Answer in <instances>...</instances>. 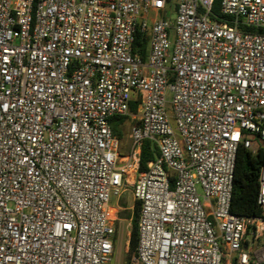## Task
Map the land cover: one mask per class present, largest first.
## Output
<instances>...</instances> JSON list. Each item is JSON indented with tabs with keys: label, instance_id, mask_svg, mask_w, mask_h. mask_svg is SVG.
Instances as JSON below:
<instances>
[{
	"label": "built area",
	"instance_id": "obj_1",
	"mask_svg": "<svg viewBox=\"0 0 264 264\" xmlns=\"http://www.w3.org/2000/svg\"><path fill=\"white\" fill-rule=\"evenodd\" d=\"M171 1L0 0V264H112L127 187L130 264H264V167L261 217L231 212L238 150L264 145V34L243 29L264 0Z\"/></svg>",
	"mask_w": 264,
	"mask_h": 264
},
{
	"label": "trees",
	"instance_id": "obj_2",
	"mask_svg": "<svg viewBox=\"0 0 264 264\" xmlns=\"http://www.w3.org/2000/svg\"><path fill=\"white\" fill-rule=\"evenodd\" d=\"M221 0H214L212 5V14L220 17ZM247 32H259L264 34V30L246 29ZM133 52L139 54L140 57L145 60L147 54V41L141 34H138L133 46ZM138 108L137 103H131V112H136ZM126 118L113 119L112 130L113 133L119 138L123 135L120 131V125L125 122ZM158 154L156 149L151 146L149 141H146L142 148L141 160H140V172H144L147 169V165L151 162L155 155ZM264 167V145L259 146L256 152H252L245 148H239L236 163L235 173L233 181L231 212L238 216L244 217H261V210L258 206V196L260 189V177ZM124 206V203H121ZM140 204L135 203L133 209V215L130 212L127 213V217L131 222L130 235L128 242V250L126 251V258L124 264H130L132 258L136 254V250L139 243V221ZM124 213H119V218H123Z\"/></svg>",
	"mask_w": 264,
	"mask_h": 264
},
{
	"label": "rangeland",
	"instance_id": "obj_3",
	"mask_svg": "<svg viewBox=\"0 0 264 264\" xmlns=\"http://www.w3.org/2000/svg\"><path fill=\"white\" fill-rule=\"evenodd\" d=\"M178 1L172 0L168 4V11L171 13L172 18L175 17L176 14V6ZM172 100V94L168 93L167 101L171 102ZM129 131H130V123L124 124V132L125 135H122L120 139V148L122 153H126L128 151V148L131 144L130 137H129ZM258 145H261V142L259 140H256ZM120 206L121 203H124V206L122 208L124 211H119L118 213H124L123 218H119V214H116V217L121 219L119 222H117V235H116V249L113 257L112 264H124L125 258H126V246L129 241V233H130V226L131 222L129 218L127 217V213L130 212V215H133V206H134V199H133V189L132 187H127L121 197L120 200ZM113 205H116L115 202L112 203Z\"/></svg>",
	"mask_w": 264,
	"mask_h": 264
},
{
	"label": "crops",
	"instance_id": "obj_4",
	"mask_svg": "<svg viewBox=\"0 0 264 264\" xmlns=\"http://www.w3.org/2000/svg\"><path fill=\"white\" fill-rule=\"evenodd\" d=\"M129 235H130V233H129ZM129 242V241H128ZM128 250V244H127V246H126V251Z\"/></svg>",
	"mask_w": 264,
	"mask_h": 264
}]
</instances>
